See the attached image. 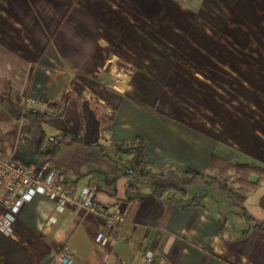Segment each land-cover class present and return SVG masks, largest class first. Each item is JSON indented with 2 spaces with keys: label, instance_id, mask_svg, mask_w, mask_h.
<instances>
[{
  "label": "crops",
  "instance_id": "1",
  "mask_svg": "<svg viewBox=\"0 0 264 264\" xmlns=\"http://www.w3.org/2000/svg\"><path fill=\"white\" fill-rule=\"evenodd\" d=\"M2 45L30 61L24 93L32 109H45L41 97L70 95L63 115L41 125L42 150L62 131L80 139L38 157L40 130L23 119L15 135L27 149L14 155L50 162L71 189L90 188L106 213L125 220L105 227L101 216L69 204L58 210L54 199L34 195L11 232L0 230V264H55L59 251L70 264H264V230L217 187L197 182L183 196L170 190L157 197L147 180L124 175L135 166L123 146L143 141L153 177L203 172L213 154L238 153L264 167V0H0V51ZM187 49L205 67L197 71L205 85L199 95L201 89L206 98H221L227 87L228 97L232 91L243 99L228 105L221 126L168 105L165 91L179 51ZM111 65L128 73L122 90L110 84ZM252 194L244 205L264 219L260 207H248ZM258 194L259 206L264 187ZM101 226L106 242L99 248Z\"/></svg>",
  "mask_w": 264,
  "mask_h": 264
},
{
  "label": "trees",
  "instance_id": "2",
  "mask_svg": "<svg viewBox=\"0 0 264 264\" xmlns=\"http://www.w3.org/2000/svg\"><path fill=\"white\" fill-rule=\"evenodd\" d=\"M0 51V106L3 107L15 121L24 119L36 125L41 133V138L34 145V153L38 157L51 158L56 151L63 147L80 141L72 134L62 131L52 137H48V149L42 150L46 139L41 125L50 117H59L64 113L65 105L69 94L65 90L58 100H46L40 98L46 104L44 110H24V90L27 72L30 68V61L2 45ZM77 98L81 93L74 92ZM125 150L132 155L134 170L125 172V176H138L147 180L153 188L157 197L163 196L170 190H175L180 195H185L187 188L194 183L200 182L209 186H215L227 198V200L241 213L242 217L253 223L255 227L264 230V219L256 218L247 210L244 203L249 194L255 192L264 181V167L253 161H230L222 156L211 155L208 159L205 171L200 172L187 168L178 179L150 176L145 171L146 159L143 148V141L135 139L134 142H124ZM235 175V181H228V175ZM252 176L256 179L252 180ZM259 207L264 211V194L259 199Z\"/></svg>",
  "mask_w": 264,
  "mask_h": 264
},
{
  "label": "built area",
  "instance_id": "3",
  "mask_svg": "<svg viewBox=\"0 0 264 264\" xmlns=\"http://www.w3.org/2000/svg\"><path fill=\"white\" fill-rule=\"evenodd\" d=\"M26 102V103H25ZM23 109L29 110L33 102L25 97ZM0 153V230L11 232V224L18 217L24 203L34 195L40 194L56 201V208L61 210L69 204L85 212L104 218L105 227L121 223L125 216L121 213H106L88 187L73 190L68 185L65 175L50 162L24 163L15 155ZM105 227H99L94 242L101 248L106 242ZM55 264H70L67 252L54 254Z\"/></svg>",
  "mask_w": 264,
  "mask_h": 264
},
{
  "label": "rangeland",
  "instance_id": "4",
  "mask_svg": "<svg viewBox=\"0 0 264 264\" xmlns=\"http://www.w3.org/2000/svg\"><path fill=\"white\" fill-rule=\"evenodd\" d=\"M191 51L193 53L195 52L194 49H191V50L187 49V50L179 51L181 54L178 57L177 65L173 71L174 76H172L170 83L168 84L169 87H167L164 95L167 99L168 105L172 107L174 110H180V107L184 109V111L181 110L183 115L187 116L188 114H193L194 117L197 116L199 119L203 118V120L208 122L209 125L217 123L219 126H221L220 123L223 122L222 119L227 116L226 110L228 109V105L230 104L232 106L239 107L238 101L243 102V99L240 98L237 94L233 93L232 91L230 94L231 96L228 97L227 87H223L221 91L219 90L220 94L221 92H224L222 94L223 97L221 98H213V99L206 98L202 96L203 93H205V91L201 93V89H200V94L202 95H199L197 92V90H199V86H203L205 88V85H203L202 82L199 81V77L197 76L198 75L197 71L205 67L196 65V61L194 59L187 57ZM184 64L187 65V67ZM109 68H110L109 70L113 71L112 76H110L112 78V80L110 81V84L115 89L122 90L124 86L123 84H127L126 83L127 82L126 75L128 74L127 71L121 70L120 66H117V65H111V67ZM185 69L188 72H185ZM254 72L258 73L259 67H257ZM182 76L185 79L182 80L181 79ZM204 76L206 77L205 74ZM237 76L235 78L239 79L240 78L239 74H237ZM200 77H201V74H200ZM236 82L240 84L238 80H236ZM256 82L258 81H255V83ZM242 86L243 84H241V88ZM236 88L239 89L240 85L239 86L236 85ZM199 106H201V108H199ZM212 107H214L216 111H219V113L218 114L213 113L211 111ZM241 116L243 117V115ZM253 116L256 117V115H253ZM256 118L258 119V117ZM16 123L17 121L11 118L9 113L3 107L0 106V153L2 154L4 153L7 154L9 151L12 150L13 147H14L13 150L17 148V150H20V151L27 149V142L26 141L20 142V138H18V136L15 135L16 133L15 130L17 126ZM252 123L255 124L254 122ZM228 158H229L228 160L232 162L233 161L234 162L235 161H246V159H244V157H242V155L238 153H236L235 156H232L231 159L230 157ZM228 181L234 182L235 175L230 173L228 175ZM261 184L262 185L260 186L264 187V183H261ZM261 187H259L250 196V199L248 202V207L250 208V210L256 211V208L259 207L257 204V200H258V195H259L258 193L260 192Z\"/></svg>",
  "mask_w": 264,
  "mask_h": 264
}]
</instances>
